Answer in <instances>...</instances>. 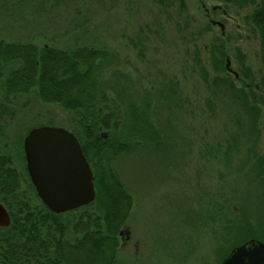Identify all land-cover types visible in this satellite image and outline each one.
Here are the masks:
<instances>
[{
    "label": "rangeland",
    "instance_id": "1",
    "mask_svg": "<svg viewBox=\"0 0 264 264\" xmlns=\"http://www.w3.org/2000/svg\"><path fill=\"white\" fill-rule=\"evenodd\" d=\"M262 5L0 0V40L113 50L124 62L122 72L140 82L137 90L151 94L163 145L138 146L114 164L134 199L119 236L120 264H220L242 243L263 241L264 89L255 85L264 79V48L250 19ZM228 59L241 80L226 69ZM5 108L2 151L21 172L22 190L33 195L24 138L41 126L69 129L73 114L33 95L11 99Z\"/></svg>",
    "mask_w": 264,
    "mask_h": 264
},
{
    "label": "trees",
    "instance_id": "2",
    "mask_svg": "<svg viewBox=\"0 0 264 264\" xmlns=\"http://www.w3.org/2000/svg\"><path fill=\"white\" fill-rule=\"evenodd\" d=\"M250 19L264 48V5ZM123 65L107 48L58 49L0 40V109L11 99L33 95L72 113L69 130L91 164L97 191L92 204L57 215L40 200L28 175L33 195L22 190L24 178L6 160L0 143V196L12 217L10 227L0 228V264H120L119 236L134 199L115 161L138 146L163 145L151 94L137 90L140 82L123 73ZM255 88L264 89V79ZM238 91L247 102L244 90Z\"/></svg>",
    "mask_w": 264,
    "mask_h": 264
},
{
    "label": "water",
    "instance_id": "3",
    "mask_svg": "<svg viewBox=\"0 0 264 264\" xmlns=\"http://www.w3.org/2000/svg\"><path fill=\"white\" fill-rule=\"evenodd\" d=\"M212 24L224 30L222 23ZM226 68L239 78L230 68L229 59ZM24 150L31 181L51 212L61 215L95 201L94 174L72 132L52 126L35 128L26 137ZM11 222L10 213L0 203V228L10 227ZM220 264H264V242L251 239L234 248Z\"/></svg>",
    "mask_w": 264,
    "mask_h": 264
},
{
    "label": "flooded vegetation",
    "instance_id": "4",
    "mask_svg": "<svg viewBox=\"0 0 264 264\" xmlns=\"http://www.w3.org/2000/svg\"><path fill=\"white\" fill-rule=\"evenodd\" d=\"M218 23H220V22H218ZM218 27H220L219 26V24L217 25ZM221 28V27H220ZM222 29V28H221ZM225 29V28H224ZM0 117H3V115L2 114H0ZM0 127H1V133H2V131H3V128H2V126L0 125ZM29 133H30V131H29ZM28 133V134H29ZM28 134L25 136V138L28 136ZM25 138H24V141H25ZM1 141V140H0ZM24 141H23V151H24V157H25V168H26V170H27V174H28V176H29V173H28V169H27V160H26V154H25V150H24ZM5 157V156H4ZM6 158V157H5ZM7 160V159H6ZM8 162L9 163H11V161H9L8 160ZM11 165V164H10ZM29 178H30V176H29ZM31 180V179H30ZM31 183H32V181H31Z\"/></svg>",
    "mask_w": 264,
    "mask_h": 264
}]
</instances>
